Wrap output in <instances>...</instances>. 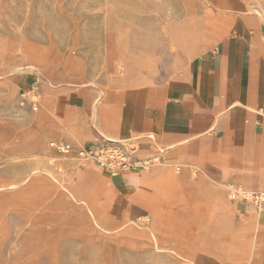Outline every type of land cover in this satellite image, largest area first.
I'll return each instance as SVG.
<instances>
[{"label":"rangeland","instance_id":"374dc122","mask_svg":"<svg viewBox=\"0 0 264 264\" xmlns=\"http://www.w3.org/2000/svg\"><path fill=\"white\" fill-rule=\"evenodd\" d=\"M218 1L0 0V264H197L206 242L218 264H229L224 257H236L238 238L251 257L258 211L247 195L264 191V155L262 181L230 183L201 179L211 157L206 149L189 161L188 152L167 139H138L141 149L151 143L160 163L119 175L76 153L49 149L59 140L76 152L97 134L122 141L127 150L137 146L110 132L106 121H115L126 92L160 89L161 98L194 58L215 52ZM244 2L264 20L263 0L261 9L256 0ZM175 25L186 27L187 45L173 48ZM45 128L51 134L36 148ZM83 169L84 181L85 172L77 175ZM159 170L185 180L172 188L161 173L144 182ZM99 176L108 190L86 194L83 184ZM40 180L52 183L50 189H41ZM219 212L231 227L246 229H237L238 237L235 230L213 229ZM222 231L216 244L212 235Z\"/></svg>","mask_w":264,"mask_h":264},{"label":"crops","instance_id":"0c3cea01","mask_svg":"<svg viewBox=\"0 0 264 264\" xmlns=\"http://www.w3.org/2000/svg\"><path fill=\"white\" fill-rule=\"evenodd\" d=\"M218 2L222 18L211 31V37L218 42L215 52L194 58L180 75L168 82L161 98L160 89L126 92L123 106L117 108L115 121L108 119L106 128L124 140L148 138L178 142L177 146L184 153L188 152L189 161H197V150L206 149L211 157L203 163L209 173L203 172L206 177L201 176L203 181L228 180L233 183L249 178L252 183H259L262 181L260 166L264 155V20L256 11L248 10L244 0ZM255 3L262 8V0ZM141 79L139 77L133 84L139 85ZM71 116H74L73 112ZM39 133H43L44 138L49 137L46 128ZM65 133L70 136L69 141L74 140L71 133ZM142 146V150L151 149L149 142H143ZM235 167H242L237 170L242 173L236 174ZM83 172L82 180L88 175V171ZM161 173L172 188L180 187L185 180V177L174 176L165 170H160ZM148 178L152 181L160 176L152 173ZM83 185L86 194L102 196L108 190L101 176ZM125 191L126 188L119 187L121 194ZM151 203L144 206L148 209ZM90 204L84 202L85 207ZM113 208L111 206L109 210ZM257 216L251 257L248 259L245 244L238 238L236 257L227 253L225 262L264 264V213L258 212ZM220 222L217 215L213 229L220 226ZM229 244L232 245L231 241ZM198 251L204 255H198L197 264L199 261L214 264L221 261L210 256L205 248Z\"/></svg>","mask_w":264,"mask_h":264},{"label":"built area","instance_id":"2783aa9c","mask_svg":"<svg viewBox=\"0 0 264 264\" xmlns=\"http://www.w3.org/2000/svg\"><path fill=\"white\" fill-rule=\"evenodd\" d=\"M132 140L137 146H133L130 150L126 149L122 141H116L103 135H97L92 143L78 148L76 152L72 144L59 140H52L49 143V149L56 155L76 153L79 158L100 169L111 171L114 175L149 170L160 163L159 152H152L150 149L142 150L141 143H137L138 139ZM141 151L147 153L140 154ZM247 200L259 213H264V191L250 193L247 195Z\"/></svg>","mask_w":264,"mask_h":264},{"label":"bare ground","instance_id":"6f19581e","mask_svg":"<svg viewBox=\"0 0 264 264\" xmlns=\"http://www.w3.org/2000/svg\"><path fill=\"white\" fill-rule=\"evenodd\" d=\"M185 33H186V27H184V26H178V25H175L173 28H172V35H173V37H172V40H173V48H176L177 46H185V45H187L186 43V40H185V37H186V35H185ZM49 136H50V134H51V132L49 131ZM44 134L42 135V136H39V137H35V139H34V142H35V144H34V146L36 147V148H40V146L44 143ZM83 171H85L84 169L83 170H78V173H77V175L79 174V173H81V172H83ZM87 171V170H86ZM155 174H158V176H160V170L159 171H157V172H155ZM76 175V176H77ZM151 175V174H150ZM149 177V176H148ZM75 181V180H74ZM148 181H150L149 180V178H147V180L146 181H144V182H148ZM46 182V183H45ZM45 182H43V180H40L39 181V183H40V188L41 189H43V190H49L50 189V186H49V184H52V183H50L49 181H47V180H45ZM75 184V183H74ZM68 195L71 197V198H73V199H75L74 197H75V195H73V194H69L68 193ZM218 217H219V219H220V223H221V225L220 226H218V227H216L215 229L216 230H219V229H222V230H225V229H228V231L229 230H235L234 232H235V234H237V237L240 235L239 233L241 232V231H239V230H237V227H235V226H230V225H228V224H230L226 219H228V216L227 215H223V213L222 214H218ZM261 217V216H260ZM259 218V216H256L255 217V219H253V222L254 223H256L257 222V219ZM149 222V221H148ZM251 228V227H250ZM239 229V228H238ZM224 232L222 231V232H215L213 235H212V239L216 242V244H217V241H218V243H219V236L221 235L222 236V234H223ZM206 237V236H205ZM207 241H208V238H205ZM213 240H211L212 242H213ZM207 244H210L209 242L207 243L206 242V246H204V247H202V248H206L207 249V247L209 248V246L207 245ZM221 246V245H220ZM210 249V248H209ZM220 250H218V252H219ZM219 258L221 259L222 258V253L221 252H219Z\"/></svg>","mask_w":264,"mask_h":264}]
</instances>
